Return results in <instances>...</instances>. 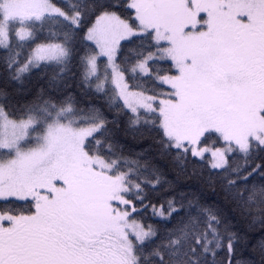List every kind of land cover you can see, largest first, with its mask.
Returning a JSON list of instances; mask_svg holds the SVG:
<instances>
[{
  "label": "snow or ice",
  "instance_id": "obj_1",
  "mask_svg": "<svg viewBox=\"0 0 264 264\" xmlns=\"http://www.w3.org/2000/svg\"><path fill=\"white\" fill-rule=\"evenodd\" d=\"M0 264H264V0H0Z\"/></svg>",
  "mask_w": 264,
  "mask_h": 264
}]
</instances>
